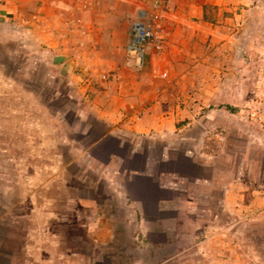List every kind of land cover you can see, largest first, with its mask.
<instances>
[{"label": "rangeland", "instance_id": "obj_1", "mask_svg": "<svg viewBox=\"0 0 264 264\" xmlns=\"http://www.w3.org/2000/svg\"><path fill=\"white\" fill-rule=\"evenodd\" d=\"M99 1H79L90 23L109 28L94 27L90 38L103 41L112 26H125L124 67L141 73L136 81L147 93L134 94L128 112L144 117L169 85L158 113L187 123L182 150L211 162L213 185L191 186L167 223L173 246L189 252L188 264H264V0H164L158 54L168 65L150 72L126 48L138 9L124 1L117 15ZM68 32L54 46L30 48L0 23V202L14 203L17 227L29 233L15 261L151 264L161 255L148 254L144 225L112 191L105 166L86 154L106 128L93 105L121 96L113 78L119 66L74 62ZM92 49L105 51L98 43ZM179 82L185 88L175 94Z\"/></svg>", "mask_w": 264, "mask_h": 264}, {"label": "crops", "instance_id": "obj_2", "mask_svg": "<svg viewBox=\"0 0 264 264\" xmlns=\"http://www.w3.org/2000/svg\"><path fill=\"white\" fill-rule=\"evenodd\" d=\"M79 1L83 0H0V23L9 37L20 39L23 46L30 48L41 44L54 46L60 41L55 37L69 31L66 35L69 37V44L72 45L74 58L77 57L74 62L105 63L110 69L119 66L113 78L119 82L117 89L120 92L117 93L121 96L114 95V99L99 103V107L93 105L100 119L105 118L102 121L106 128L94 137L86 154H91L90 159L105 166L106 177L114 182L112 191L122 197L123 205L130 209L135 221L144 225L141 239L151 249L148 254L161 255L158 261L151 264H188L189 252L185 248L173 246L175 245L173 234L167 223L179 215L181 202L191 198L189 192L191 186L213 185L214 172L211 162L195 154H188V150L185 152L182 150V143L188 141L185 135L187 123L178 125L173 115L158 113L157 109L162 105L163 96L169 85L160 88L158 94L160 105L156 106L157 108L149 107L144 117L138 118L134 115V109L128 112L127 108L132 109L134 105V94L139 96L147 93L143 92L139 81H136L141 73L129 72L124 67L127 28L123 25H114L103 41L93 42L89 35L91 29L95 27L96 30L107 32L109 28L105 24H97V27L90 23L89 6H81ZM124 1L127 5L130 2L136 10L148 8L147 0H144L143 7H139L140 0L99 2L106 9L112 8L113 13L118 15L121 14ZM164 14L165 10H162L160 20ZM94 43L103 46L105 51L102 53L93 51ZM161 55L163 53L158 54L149 48L146 50L142 62L149 72L153 68L159 69L168 65L160 60ZM102 71L101 69L93 73H96V77H101ZM203 77L206 78V74H203ZM179 78L186 80L188 76L181 74ZM183 85L184 83L179 82L176 87L171 86L173 92L176 94L181 91L185 88ZM123 111L124 117L114 119V116ZM206 168L209 172L205 175L201 171ZM3 184L6 193L7 183ZM13 206L14 203L10 199L0 202V264H23L17 263L15 256L27 248L29 233L26 226L22 227L21 223V226L17 227L16 220L11 215ZM44 206L45 203L42 202L40 207ZM37 216L43 218V212ZM41 229L43 232V228ZM133 264L146 263L140 261Z\"/></svg>", "mask_w": 264, "mask_h": 264}, {"label": "built area", "instance_id": "obj_3", "mask_svg": "<svg viewBox=\"0 0 264 264\" xmlns=\"http://www.w3.org/2000/svg\"><path fill=\"white\" fill-rule=\"evenodd\" d=\"M147 1L148 8L138 10L139 18L134 23V36L126 46L127 51L134 56L138 66L142 63L144 44H147L153 52H158L163 46L162 27L159 20L164 0ZM159 76H164V73H160Z\"/></svg>", "mask_w": 264, "mask_h": 264}]
</instances>
